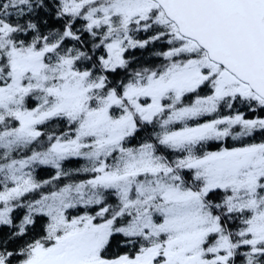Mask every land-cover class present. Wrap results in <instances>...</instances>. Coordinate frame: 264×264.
Here are the masks:
<instances>
[{"label": "snow or ice", "instance_id": "snow-or-ice-1", "mask_svg": "<svg viewBox=\"0 0 264 264\" xmlns=\"http://www.w3.org/2000/svg\"><path fill=\"white\" fill-rule=\"evenodd\" d=\"M0 264H264V0H0Z\"/></svg>", "mask_w": 264, "mask_h": 264}]
</instances>
